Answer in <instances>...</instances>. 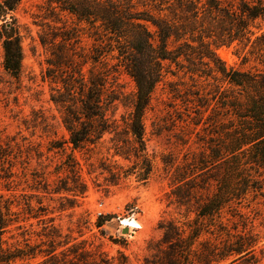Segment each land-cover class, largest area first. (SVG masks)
Wrapping results in <instances>:
<instances>
[{"label": "trees", "instance_id": "obj_1", "mask_svg": "<svg viewBox=\"0 0 264 264\" xmlns=\"http://www.w3.org/2000/svg\"><path fill=\"white\" fill-rule=\"evenodd\" d=\"M19 2L0 0L2 67L14 80L22 50L6 17ZM45 5L49 23L38 36L47 52L42 79L67 138L49 140L45 154L0 128V264H128L123 256L107 259L85 241L73 242L54 224L43 198L56 196L60 210L77 206L87 190L77 152L85 155L88 176L106 185L133 178L145 186L154 164L143 117L152 91L168 77L185 86L179 97L194 110L189 123L201 127L194 149L179 138L186 147L181 159H162L171 169L166 207L173 206L177 217L158 222L159 235L146 243L141 264L258 263L264 252L257 248L253 221L264 220V0H45ZM232 44L245 51L244 61L252 58L259 67L227 68L215 49ZM121 73L134 92L130 111L116 119ZM104 144L108 155L92 161ZM55 157L59 162L49 180L44 169ZM31 159L42 168L30 172L26 185L33 192L15 195L17 169L25 178ZM248 207V213L242 211ZM111 218L98 215L94 227Z\"/></svg>", "mask_w": 264, "mask_h": 264}, {"label": "rangeland", "instance_id": "obj_2", "mask_svg": "<svg viewBox=\"0 0 264 264\" xmlns=\"http://www.w3.org/2000/svg\"><path fill=\"white\" fill-rule=\"evenodd\" d=\"M45 0H20L14 11L6 17V22L12 23L20 38L22 50L21 72L18 80L11 78L3 69V52L0 38V128L4 136H16L25 139L24 145L38 146L46 154V146L51 139H66L67 134L60 124V114L49 100V84L42 79L47 52L39 42L41 28L49 23L45 18ZM1 24V22H0ZM1 31V30H0ZM82 44L88 48L90 40L83 38ZM218 58L227 68L247 70L259 67L252 59L243 60L245 51L240 46H219L215 49ZM172 79L166 78L152 91L149 105L144 113V134L147 153L152 157L154 172L147 184L139 186L133 178L118 185H106L101 177L94 174L88 176L84 166L85 155L75 153L82 165V177L87 184V190L78 199L77 206L72 209H59L56 196L43 198V203L49 206L54 224L63 234H69L73 242L85 241L89 250L102 252L104 258L122 260L128 264H141L146 254L145 246L151 238H157V224L162 218L177 217L173 206L166 207L164 198L168 191V176L170 168H165L166 162H178L186 147L180 145L179 138L186 141L192 149L195 145V132L201 124L194 127L189 120L194 116V110L182 103L185 86L171 84ZM119 99L113 104L114 117L120 119L130 111L133 99L134 84L131 79L121 73L117 76ZM190 132H193L189 135ZM104 144L102 149L95 151L91 160L107 156ZM53 157V156H52ZM58 157L52 158V163L44 171L48 179L54 177L48 172L59 162ZM45 165L44 158L41 161ZM35 159L29 160L24 173L25 178L17 172V189L13 194H30L26 184H30V172H41ZM4 194L7 193L2 191ZM34 203V201H33ZM252 207L243 209L248 213ZM262 209V207H260ZM111 215L99 229L94 227L98 215ZM256 217L253 221L254 232L259 237L257 248L264 252V220ZM123 221H131L137 226H127L124 230ZM38 262H16L15 264H35ZM256 264H264V256Z\"/></svg>", "mask_w": 264, "mask_h": 264}, {"label": "bare ground", "instance_id": "obj_3", "mask_svg": "<svg viewBox=\"0 0 264 264\" xmlns=\"http://www.w3.org/2000/svg\"><path fill=\"white\" fill-rule=\"evenodd\" d=\"M122 224L124 226H129V227H132V228H135L137 225L131 221H123Z\"/></svg>", "mask_w": 264, "mask_h": 264}, {"label": "water", "instance_id": "obj_4", "mask_svg": "<svg viewBox=\"0 0 264 264\" xmlns=\"http://www.w3.org/2000/svg\"><path fill=\"white\" fill-rule=\"evenodd\" d=\"M123 229H124V230L122 231V233H126V232H127V226H124Z\"/></svg>", "mask_w": 264, "mask_h": 264}]
</instances>
